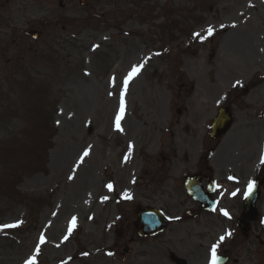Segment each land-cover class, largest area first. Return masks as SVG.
<instances>
[{"label": "rangeland", "instance_id": "374dc122", "mask_svg": "<svg viewBox=\"0 0 264 264\" xmlns=\"http://www.w3.org/2000/svg\"><path fill=\"white\" fill-rule=\"evenodd\" d=\"M80 1L0 5V264H150L152 245L176 227L144 245L134 209L177 217L193 207L179 176L212 144L209 127L232 89L234 127L219 158L244 154L253 172L264 157V84L241 93L264 76V0ZM33 30L40 40L27 37ZM50 131L51 150L36 157ZM12 174L13 201L1 184ZM218 216L190 245L231 231Z\"/></svg>", "mask_w": 264, "mask_h": 264}, {"label": "flooded vegetation", "instance_id": "af4514ba", "mask_svg": "<svg viewBox=\"0 0 264 264\" xmlns=\"http://www.w3.org/2000/svg\"><path fill=\"white\" fill-rule=\"evenodd\" d=\"M11 1L12 0H1L3 4L0 3V5L8 6ZM244 159L245 157H243L238 162L229 161L225 165L222 164V167L218 166L217 168L221 167V169L239 171L241 176H243L245 171L244 169L240 170V166H244ZM205 168L207 169L205 171L213 173L211 169L205 167L204 165L195 167L193 173L200 176L199 184L202 191V196L206 199L205 206L208 207V209L212 206H215L214 211L204 210L201 205L194 202L191 198H188V201L195 204L194 210L186 212V214L183 216L180 215V219L176 223H173L174 227L176 228H173L174 230L169 233L170 237L168 239L163 240L162 237V240L157 243L156 247L155 244L152 245L153 251L149 256L151 258L150 264H157V262L155 261H159L158 257L160 254H156L160 249L163 253H165V255L160 258L159 264H163V257L167 259L168 264H201L206 257V250L204 249L203 244L202 246L198 247L192 246L190 244H194V242L192 241L193 239L204 240L207 235L204 236L202 233L196 232L193 229H187V232H185L184 230L186 228H189L192 222L198 225H202L204 229L210 231L211 227L215 226L216 218L214 215L219 208L221 209V206L224 203L227 204V209H229L231 212H237L238 215H240L243 211V206L242 208L239 207V195H233V193H236L239 189L236 180L230 178V180L220 179L219 183L212 182L211 177H208L205 174ZM189 170H191V168ZM236 179H238V177H236ZM260 179L261 178L256 179L255 177H253L252 183L255 180ZM223 187H226L225 189L227 190H225ZM182 189L184 190V185L182 186ZM165 212L166 214L170 215L168 210H165ZM235 221H238V219L235 218ZM258 230L259 226L257 225L256 220H252L248 223L247 236L241 235L240 237H242L243 239L241 241V244H237L234 248V264H264V240L256 237V232ZM167 232H164L162 235L155 236L152 239L154 240L160 236H165ZM149 240L150 239L147 238L142 241H145L144 245H146L148 244ZM174 243L179 246V249L175 248ZM166 248H169L170 251Z\"/></svg>", "mask_w": 264, "mask_h": 264}, {"label": "water", "instance_id": "95a60500", "mask_svg": "<svg viewBox=\"0 0 264 264\" xmlns=\"http://www.w3.org/2000/svg\"><path fill=\"white\" fill-rule=\"evenodd\" d=\"M34 37L36 38L37 35L35 34ZM232 123V119L229 113V110L226 111H222L218 117V119L215 121L214 125H213V132H212V138L216 139L220 136H222L223 134H225L227 132V130L230 128V125ZM257 199V196H254L253 198H251L249 205L246 208V213L247 215H252L253 211H254V204L255 201ZM155 213V212H154ZM141 220V227H144V224H147V220L148 218L153 216V213H148V211H140L137 214ZM158 222L161 223L163 225L164 221L160 220L158 218ZM157 225V223L155 224ZM136 227L139 229V231H141L139 224H136ZM146 228V227H144ZM152 230H150L151 232ZM148 232V231H147ZM147 232H142V234H148Z\"/></svg>", "mask_w": 264, "mask_h": 264}, {"label": "snow or ice", "instance_id": "6c2138e0", "mask_svg": "<svg viewBox=\"0 0 264 264\" xmlns=\"http://www.w3.org/2000/svg\"><path fill=\"white\" fill-rule=\"evenodd\" d=\"M208 34L209 35H212L213 34V30L211 28L208 29ZM196 35L199 36V33H197ZM141 68H142V65H138V66L134 67L133 70H132V73L128 77V80H131L135 75H137L140 72ZM128 80L125 81V89L127 87ZM113 86H115V85H113ZM123 115H124V108L121 107L120 116H118L117 119H116V128H117L118 131H123V129L121 128V125H120V121L123 118ZM84 155L87 156V155H89V153L86 151L84 153ZM108 188L111 190L112 189V185H108ZM253 188H254V183H250L249 186H248V195H251ZM233 195H236V194L233 193ZM224 215L225 216H228L229 214L227 212H224ZM72 223H73V225H75V218L73 219ZM14 226L15 225H9L8 227H14ZM70 231H71V229H70ZM228 235L230 236L231 233H229ZM224 240H225V237L224 236H221L220 237V242L222 243ZM43 241H44V238L41 237V242H43ZM219 247H220V244L213 245V247H212V260H211V264H218L219 257L217 256V249ZM36 251H37V253H39V248H37ZM109 255H111V253H109ZM27 264H36L35 257H33L32 259H30L27 262Z\"/></svg>", "mask_w": 264, "mask_h": 264}, {"label": "trees", "instance_id": "16d2710c", "mask_svg": "<svg viewBox=\"0 0 264 264\" xmlns=\"http://www.w3.org/2000/svg\"><path fill=\"white\" fill-rule=\"evenodd\" d=\"M8 184H10V186H11V184H12V187L14 186L13 182L11 183L10 178L6 179V181L3 182V186H4V185H8ZM10 186H9V191L11 190V189H10ZM12 189H14V187H13Z\"/></svg>", "mask_w": 264, "mask_h": 264}, {"label": "bare ground", "instance_id": "6f19581e", "mask_svg": "<svg viewBox=\"0 0 264 264\" xmlns=\"http://www.w3.org/2000/svg\"><path fill=\"white\" fill-rule=\"evenodd\" d=\"M218 154H219V152H217V154H216V155H217V157H218ZM216 155H215V156H216Z\"/></svg>", "mask_w": 264, "mask_h": 264}]
</instances>
